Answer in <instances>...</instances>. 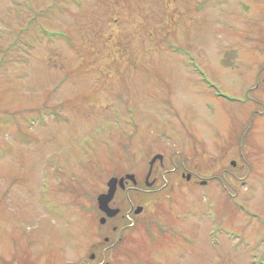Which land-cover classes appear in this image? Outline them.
Listing matches in <instances>:
<instances>
[{
  "label": "rangeland",
  "instance_id": "1",
  "mask_svg": "<svg viewBox=\"0 0 264 264\" xmlns=\"http://www.w3.org/2000/svg\"><path fill=\"white\" fill-rule=\"evenodd\" d=\"M33 236L74 264H264V0H0V254Z\"/></svg>",
  "mask_w": 264,
  "mask_h": 264
},
{
  "label": "flooded vegetation",
  "instance_id": "2",
  "mask_svg": "<svg viewBox=\"0 0 264 264\" xmlns=\"http://www.w3.org/2000/svg\"><path fill=\"white\" fill-rule=\"evenodd\" d=\"M149 170L150 168H148V171L145 176L144 183H143L145 187H148L147 184L149 183V179L152 174V169H151V173L148 179L147 177L149 174ZM154 182H155L154 180L151 181L152 184ZM128 185H129V182L126 181L124 190L128 188ZM132 185H133L132 187H134V189L137 190L135 188L137 186L136 180H135V184H132ZM107 220L108 218L105 220L103 225L107 222ZM114 231L115 230L112 229V232ZM106 240L107 238L104 239V241ZM28 241L30 243H33L31 247H28V245L24 241H22L17 247L8 246V248H6V252L4 254H0V264H74V259L71 256H69L67 260H64L65 258L62 259L60 257L59 259L53 255H50L48 251L43 252L42 247H40V245H37L38 242L40 241L38 236L37 237L33 236V238ZM90 260L91 259L89 257V261ZM89 263L90 262H88V264ZM83 264H85L84 261H83Z\"/></svg>",
  "mask_w": 264,
  "mask_h": 264
},
{
  "label": "water",
  "instance_id": "3",
  "mask_svg": "<svg viewBox=\"0 0 264 264\" xmlns=\"http://www.w3.org/2000/svg\"><path fill=\"white\" fill-rule=\"evenodd\" d=\"M159 160L160 162L162 161V157L159 155H155L150 163H149V175L151 173V169L152 166L154 165L155 161ZM232 166H234V163L231 164ZM187 179H189V176L187 177ZM129 181L132 184H135V180H134V176L133 175H125L124 178L121 179H117V178H110L106 184V188L107 191L104 194H101L97 197L96 202H97V206H98V210L104 215L103 218L100 219V223L103 224L105 222V220L114 218L119 211L118 210H113L109 208V204L111 203L112 199L114 198V195L117 191V189L120 190H124L125 189V182ZM204 184V183H202ZM152 185V183H151ZM150 186V185H149ZM141 208H137L135 211V214H138L139 212H141Z\"/></svg>",
  "mask_w": 264,
  "mask_h": 264
},
{
  "label": "trees",
  "instance_id": "4",
  "mask_svg": "<svg viewBox=\"0 0 264 264\" xmlns=\"http://www.w3.org/2000/svg\"><path fill=\"white\" fill-rule=\"evenodd\" d=\"M69 1H72V3H76V0H69ZM29 7V6H28ZM42 36H46L45 34L44 35H42ZM53 36H56V35H53ZM52 36V37H53ZM61 36H64V35H61ZM67 39V38H66ZM31 48L32 47V45H31V43L30 42H25V50H27V48Z\"/></svg>",
  "mask_w": 264,
  "mask_h": 264
}]
</instances>
